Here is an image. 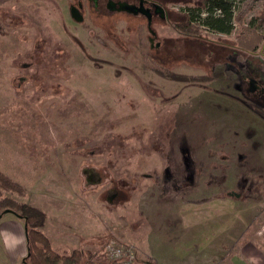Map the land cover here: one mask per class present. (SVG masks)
I'll return each mask as SVG.
<instances>
[{
	"label": "rangeland",
	"instance_id": "374dc122",
	"mask_svg": "<svg viewBox=\"0 0 264 264\" xmlns=\"http://www.w3.org/2000/svg\"><path fill=\"white\" fill-rule=\"evenodd\" d=\"M202 1L160 0L171 13L172 23L184 22L181 9ZM65 3L0 0V25L4 28L0 36V172L23 188L21 194L2 190V196L42 210L45 219L39 230L49 237L53 249L65 254L74 249L88 252L82 264L102 261L103 246L110 239L131 245L142 263L212 264L205 255L209 252L204 251L207 242L197 243V239L221 230L218 243H224L226 235L241 237V242L264 234V193L230 197L227 192L237 190L232 169L225 171L226 178H217L219 170L228 167L220 158H228L233 132L244 139L248 131L242 118L247 115L256 127L253 139L264 141V121L250 117L245 109L233 108L228 99L229 94L247 92L252 81L264 87V39L252 52L238 44L250 20L262 13L260 2L238 14L231 34L202 30L189 36L179 32V24L171 26L157 17L148 24L147 19L135 15V43L131 42L135 47H129L135 49V65L125 69L94 66L75 50L63 33L62 23L68 25ZM149 25L160 34L156 41L162 43V51H168L164 61L152 60L162 53L149 52ZM257 31L264 35V25ZM57 39L69 52L66 66L59 63L42 68L44 79L21 83L23 71L7 66L15 45L20 51H30L37 43L55 44ZM92 48L96 50L95 45ZM166 75L170 77L165 79ZM41 81H59L61 87L56 91L43 90L44 86L35 89ZM99 86L108 93L135 91V109L123 105L119 111L135 120L130 129L111 131L101 126L102 117L95 110L99 108L93 105L90 109L88 101L89 92L101 91ZM150 86L167 95L186 97L187 131L181 133L186 138L176 137L180 132L175 133L173 126L164 133L159 125L151 126L153 114L168 119L179 99L166 106L149 93ZM67 91L73 92V98L67 97ZM171 136L188 144L202 173L195 184L184 182L181 189L160 177ZM258 152L263 154L260 148ZM89 167L96 168L101 177L98 185L85 182L82 170ZM114 191L115 199L107 202L106 197ZM213 246L223 254L229 247L222 243ZM200 248L205 256L202 259ZM25 249L23 220L12 213L3 214L0 264L21 262Z\"/></svg>",
	"mask_w": 264,
	"mask_h": 264
},
{
	"label": "flooded vegetation",
	"instance_id": "af4514ba",
	"mask_svg": "<svg viewBox=\"0 0 264 264\" xmlns=\"http://www.w3.org/2000/svg\"><path fill=\"white\" fill-rule=\"evenodd\" d=\"M65 4L68 13V25L71 26V30L68 29L69 26L64 22L62 23L63 33L66 35V38L74 43L75 50H77L87 62H91L94 66L98 65L100 67L106 64L110 65L109 67L113 66L115 68L120 67L125 69L135 65V49H131V46L135 47V45L131 43H135V15L142 16L145 20H150L149 22L147 21L148 24H150L155 17L168 21L171 26H177L182 23H172L170 18L171 13L165 9L164 4L160 2V0H66ZM190 7H194V5L185 6L181 9L186 19L188 16L185 9ZM141 9L143 10L141 11ZM76 17H80L81 20H77ZM148 17L150 19H148ZM186 19H184V22L187 21ZM1 27L0 25V36L4 33V28ZM147 27L149 32V52L155 53V51H159L162 53L157 55V57L155 56L152 60L157 62L164 61L165 54H167L168 51H162V43L158 40L156 41L157 36L160 34H158V31L152 30L150 25ZM180 33L183 34L182 32ZM115 41H118V43L116 44ZM109 42H111V44ZM93 45H95L96 50L92 48ZM15 51V54L10 56V63L7 66H12V68L23 71V75L19 77L21 78V83L33 78L44 79L42 68L45 69L48 66L51 67L59 63L66 66V59L69 55L64 44L59 43L58 39L55 44H47L46 42L44 43V41L42 43H37L30 51H20L15 45ZM4 55L8 56L6 53H4ZM120 71L122 70L120 69ZM166 76H164L165 79L170 77ZM178 80L182 81V79ZM188 81L202 80L194 79ZM36 83L38 84V82ZM39 83L40 85H35V89L44 86V88H42L43 90L56 91L61 87V82L59 81H48L47 83H42L41 81ZM70 84L71 83H69V85ZM150 88L153 92L151 91L149 93L155 97V100L159 99L165 102L166 106L172 104L174 98L175 100L179 99V105H176L175 110L173 109L174 112H171L173 116L176 114L175 117H172L171 113H169L170 116H168V119L163 118L162 120L156 118V115L153 114V123L151 126H155L156 124L159 125V130L163 133L168 132L169 129H171L170 126H173L175 133L177 131L180 132L177 133L178 135L176 134V137L181 136V138H186L185 135L181 134L187 131L184 127V125L187 127L184 116L186 115L185 117H187L188 115L186 97H181V94H179V98H177L176 94L167 95L163 91H159L156 86H150ZM100 89L101 91L99 93L89 92L90 99L88 101L91 106L90 109H93V105L99 108L95 110L102 117L101 126L111 131L130 129L134 125L135 120L129 119V114L125 113L122 115L119 111L121 112V106L123 105H126L129 110L135 109V91L131 93H123L120 91L108 93L101 87ZM69 92L67 91V97L73 98V92ZM59 95H61V93ZM229 95L228 99L231 100L233 108L245 109L251 114L249 115L250 117L255 116L264 121V87L258 81L250 82L249 90L245 93H232ZM190 111L194 112L196 109L191 108ZM242 120L248 130L245 138L238 139L236 138L238 132H233L234 137L233 141H230L231 144L229 146L231 149L228 152L229 156L228 158L225 156L220 158L226 161L228 167L221 168L217 175L219 179L226 178L225 171L232 169L231 173L235 177L236 181L234 184L237 190H230L227 192V195L237 198H241L244 194L258 196L264 193V185L261 183L264 181V164L262 165L264 162V141L259 143L253 139V135L256 133V127L252 124V121L247 115L246 118H242ZM169 137L170 136L167 138ZM181 138L180 142H177L174 137L171 136L170 142H166L169 155L166 157V166H164L161 172L162 174L160 175L166 182H171L174 189L183 188V186H181L182 183L187 181H190L192 185L195 184L196 179L202 174L198 170L199 168L197 165L199 163L193 160L194 158L191 155L188 144L185 141L183 142ZM259 148L262 150V155H259V152L257 153ZM260 164L263 167L257 166ZM89 168H92L97 173L99 182L94 185H98L102 182L101 177L96 171V168ZM214 168L216 169L215 165ZM154 179L158 181L159 176L155 175ZM250 180L254 181L253 185L249 184ZM236 194L238 196H236ZM116 195L117 193L114 191V193H111L106 199L108 200L110 198L112 201L115 199Z\"/></svg>",
	"mask_w": 264,
	"mask_h": 264
},
{
	"label": "trees",
	"instance_id": "16d2710c",
	"mask_svg": "<svg viewBox=\"0 0 264 264\" xmlns=\"http://www.w3.org/2000/svg\"><path fill=\"white\" fill-rule=\"evenodd\" d=\"M257 2L263 6L262 13L258 17H253L248 29L238 37L239 46L245 51L252 52L259 45L258 42L264 39V35L257 31L264 25V0H203L200 5L185 9L187 21L179 24L178 29L189 36H197L202 30L231 34L236 26L238 14L248 11ZM2 190L21 194L23 188L21 184L0 172V215L4 212L12 213L23 220L27 244L25 264L83 263L84 257L89 255L88 252L74 249L65 254L53 249L49 237L39 230L45 219L42 210L13 197L2 196Z\"/></svg>",
	"mask_w": 264,
	"mask_h": 264
},
{
	"label": "crops",
	"instance_id": "0c3cea01",
	"mask_svg": "<svg viewBox=\"0 0 264 264\" xmlns=\"http://www.w3.org/2000/svg\"><path fill=\"white\" fill-rule=\"evenodd\" d=\"M24 225V223H23ZM220 223L216 224V227L220 230ZM225 228V226H224ZM222 231V230H221ZM221 231L217 232L214 235H211V237H201L197 240L199 242L197 243H205L207 242V246L204 249L207 252H209L210 255H207V261L211 259L212 264H264V234L260 236H253L252 238H246L243 241L240 242L241 237L235 238L233 235H226L223 236L222 239H227L224 243L223 242H217L221 239H219V235ZM24 234H25V225H24ZM26 237V234H25ZM239 241V242H237ZM217 242V243H216ZM227 244L228 250L223 254V252L214 251L213 245H219ZM230 244V245H229ZM236 247V248H235ZM199 255L203 254L202 248L197 249ZM26 254H27V244H26ZM25 254V256H26ZM24 256V258H25ZM211 256V258H209ZM204 255L199 256V259L204 258ZM214 257V258H213ZM15 264H25L24 259L21 262H15ZM205 264V263H204Z\"/></svg>",
	"mask_w": 264,
	"mask_h": 264
},
{
	"label": "built area",
	"instance_id": "2783aa9c",
	"mask_svg": "<svg viewBox=\"0 0 264 264\" xmlns=\"http://www.w3.org/2000/svg\"><path fill=\"white\" fill-rule=\"evenodd\" d=\"M131 245H125L116 239L108 240L104 246L101 255L103 260H89L85 264H151L140 262L136 258V253Z\"/></svg>",
	"mask_w": 264,
	"mask_h": 264
},
{
	"label": "water",
	"instance_id": "95a60500",
	"mask_svg": "<svg viewBox=\"0 0 264 264\" xmlns=\"http://www.w3.org/2000/svg\"><path fill=\"white\" fill-rule=\"evenodd\" d=\"M142 10L143 9H141V11ZM76 18H77V20H81L80 17H76ZM148 19H150V18L148 17ZM82 173L84 174L85 182L88 184V186L97 184L99 182V177H98L97 173L92 168H85L82 170ZM236 196H238V195L236 194ZM109 201H111L110 198L107 200V202H109ZM5 213H7V212H4L3 214H5ZM2 215H0V219H1Z\"/></svg>",
	"mask_w": 264,
	"mask_h": 264
}]
</instances>
